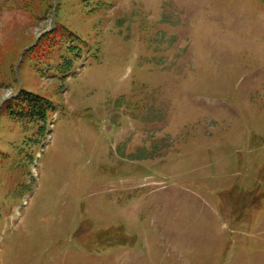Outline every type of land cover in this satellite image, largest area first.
<instances>
[{"label":"rangeland","instance_id":"obj_1","mask_svg":"<svg viewBox=\"0 0 264 264\" xmlns=\"http://www.w3.org/2000/svg\"><path fill=\"white\" fill-rule=\"evenodd\" d=\"M0 264H264V0H0Z\"/></svg>","mask_w":264,"mask_h":264},{"label":"trees","instance_id":"obj_2","mask_svg":"<svg viewBox=\"0 0 264 264\" xmlns=\"http://www.w3.org/2000/svg\"><path fill=\"white\" fill-rule=\"evenodd\" d=\"M62 65L67 67L68 60ZM9 113L24 124H36L39 136H44L46 126L51 114H54L56 104L48 97L26 89H20L4 102Z\"/></svg>","mask_w":264,"mask_h":264}]
</instances>
